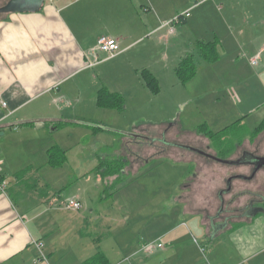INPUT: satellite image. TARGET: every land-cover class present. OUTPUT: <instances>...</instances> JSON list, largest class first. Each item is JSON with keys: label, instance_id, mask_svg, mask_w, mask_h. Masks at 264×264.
I'll return each mask as SVG.
<instances>
[{"label": "crops", "instance_id": "0c3cea01", "mask_svg": "<svg viewBox=\"0 0 264 264\" xmlns=\"http://www.w3.org/2000/svg\"><path fill=\"white\" fill-rule=\"evenodd\" d=\"M145 1L147 6L133 7L127 0H45L41 9L35 13L0 14V96L6 102V108H0V137L7 133L9 135L19 133L12 137L11 142L14 145L5 150L0 142V175L8 183L6 194L0 196V264H83L97 252L104 255L108 264H112L109 254L113 256L114 264H149L152 257L161 259L163 252H169V256L163 260L165 264H171L175 254L178 255L179 264H184L189 261L191 253L199 260V257H206L203 248H200L201 254L195 251L190 243L186 252L183 247L187 244H182L181 247L176 246V240L188 242L184 237L189 236L188 231L180 232L181 229L188 227L186 221L192 227L193 223L198 224L203 244L210 245L211 242V246H214L218 242L220 245L219 250L208 251L212 264H264V214L262 212L248 216L241 215L239 219L233 220L227 226L220 225L221 218L217 219L215 216L221 207L218 194L225 187V181L229 176L239 174L233 183L235 191L250 189L254 186L244 179L248 168L239 159L242 151L247 152L249 151L247 149L251 148L248 139H244L247 145L243 144L234 149L226 157V160L237 161V164L217 163L203 155H190L187 160L195 162L196 171L186 175V182L184 186H181L182 191L176 199L178 202H172L173 204L167 207L169 212L174 209L179 221L184 222L177 223L164 233L163 237H166L168 241L171 237L169 242L166 239L165 247H157L159 238L148 239V241L140 234L136 237L131 235V242L128 235L124 239L120 235L116 236V239H111L112 234L109 230L112 226L114 230L119 231V225L123 228L128 220L126 222L121 220L118 224L116 222L120 219L115 220L114 223L104 218L105 220L101 221L98 228L95 225L93 227L92 221H89L96 218V210L103 206L113 209L111 204L91 202L92 209L86 210L87 214H81V211L86 208L83 210L84 199L79 190L76 192L73 190L68 195V200L64 202L58 198L60 194L54 192L45 194L44 189L47 187L44 185L50 183L53 186L56 182L55 177L58 178L55 171L62 169L67 162L65 161L59 168L52 167L49 165L47 152L54 145L39 144L33 147L32 144L39 137L46 138L51 133L58 134L60 128H63L61 131H65L68 128L79 130L88 126L89 124L84 121L90 119L91 103L90 99H86V91H89L91 69L115 59L125 51L120 48L122 52L112 59L97 53L95 45L100 36L99 30L112 31L106 37L116 39L121 47L122 42H125L123 37L127 36L126 33L138 36L150 28L143 22L146 21L144 16L146 13L156 14L163 9L161 12L163 15L157 19L159 24L153 32L164 29L167 31L166 42L163 44L165 46L164 64H158V60L153 57L156 61L152 65L142 67L140 71L136 69L142 83L141 73L144 70L158 80L157 75H166L171 63L178 64L181 59L189 55L185 53L187 52L185 43H189V47L198 53L195 49L197 41L217 40L219 62L233 59L228 55L232 54L234 48L237 50L242 47L245 61H248L250 65V74H246L235 62L230 64L231 66L226 65V72L221 73L222 78L234 80V82L237 80L233 86H229L232 89L236 87L237 93L243 95L241 106L231 110V116L234 118L232 123L242 120L239 123L242 125L249 117L264 111V0H215L212 2L210 6H214L217 10V6H221V12L227 8V20L231 21V26L228 33L214 35L209 41L197 37L200 35L193 33L192 29H195V26L189 21L192 17L190 13L195 10L201 9V14L204 15L206 9L202 8V5L193 7L192 0H177L176 14L179 15L187 10H190V13L188 17L175 25L174 35L178 31L176 27L185 28L182 31L184 35L189 34L190 40H183V36L177 35L169 40L173 34H169L163 25L175 17L169 16L170 11L165 10L164 1L162 6L161 3H156V0ZM3 5L4 3L0 5V8ZM139 12L142 13L141 16ZM91 31L96 32L93 35ZM221 49L222 55L219 53ZM178 50H180L179 53H177ZM97 58L98 61H96ZM252 59L256 60L254 66L250 63ZM210 73L212 78H219L217 71L213 70ZM195 77L185 85L191 83ZM87 84L88 87H86ZM101 89L94 93L93 101L96 107L97 93ZM107 90L119 94L118 91ZM122 98L125 103L126 100L123 96ZM220 108L218 107L219 110ZM224 119L225 117L221 116L214 120L211 127L219 128L220 125L215 124L217 122L222 124ZM263 119L264 117L260 123ZM32 124L33 129L30 128ZM206 124L209 129V124L207 122ZM14 126L23 128L10 130ZM199 126L194 131L196 134L185 141L198 146V150H201L204 148L199 145V142L208 146L209 140L198 135ZM225 128L227 125L219 131L212 132L217 133ZM32 132L37 135L31 136ZM254 146L259 154L264 156V131L255 139ZM20 147L25 152L19 158L11 159L12 154ZM64 152L67 156L68 152ZM80 158V168L72 170L77 177L88 172L86 164L88 166V162L91 163V159L84 154ZM178 161L179 159L174 160L175 163ZM25 169H27L25 176L20 179L14 177ZM262 175L263 173L259 174L258 178ZM85 181H88V178ZM102 182L106 181L100 176L95 179L93 186L99 188ZM229 198L230 195L224 197L225 201ZM70 200L78 201L82 208L78 211L66 208V203ZM243 200L244 198H241L239 202L241 207L246 203L242 202ZM218 222L219 225H216ZM211 225L219 227L213 231ZM85 227L90 232L100 231L101 235L93 238L92 233H81L82 238L78 240L77 248L76 233H80ZM131 228L134 227L131 226L130 231ZM97 241L98 243H95ZM110 241L115 242V246H112ZM107 243L108 251L103 249V245L106 246ZM92 245L95 247L94 253L91 252ZM75 248L78 253L75 252ZM123 250L128 253L127 257L123 255ZM149 254L151 257H148ZM238 258L241 260L236 263L234 259ZM158 264H161V261Z\"/></svg>", "mask_w": 264, "mask_h": 264}, {"label": "rangeland", "instance_id": "374dc122", "mask_svg": "<svg viewBox=\"0 0 264 264\" xmlns=\"http://www.w3.org/2000/svg\"><path fill=\"white\" fill-rule=\"evenodd\" d=\"M163 1L165 2V10L170 11V17L174 18L181 15L176 14L178 11L177 0H156L155 2L161 3L162 6ZM6 2L7 0H0V5ZM127 2L133 7L136 5L138 7L139 5L147 6L145 0H127ZM211 3H204L207 7H203L205 5L202 4V8L206 9L204 15L201 14V9L190 13L192 17L189 21L194 23L192 25L195 26V29H192L193 33H198L200 36L197 37L205 41L212 40L214 35L228 33L229 26H231V21L227 20V8H224L223 12H219L214 6V8L210 6ZM161 12H163V9H161ZM161 12L158 13L157 11L156 14L146 13L144 15L146 21L143 22L150 28L144 31V34L138 36L126 33L127 36L123 37L125 42H122L120 47L125 51L115 59L103 62L91 69L89 91H86V99H90L91 103L90 119L84 121L89 125L79 130L68 128L61 131L63 128H60L58 134L51 133L46 138L39 137L32 145L35 147L39 144L42 146L52 144L61 147L62 151L68 152L65 156L67 163L62 169L55 171L58 176V178L55 177L56 182L53 186L50 183L44 185L47 187L44 189L46 195L48 193L53 194V192L60 194L58 198L64 202L68 200V195L73 190L75 192L79 190L84 199L83 210L86 208L81 211V214H87L86 210L92 209L90 207L91 202L108 203L114 209L112 211L111 208L107 209L103 206V209L99 207L96 210V218L89 221H92L93 227L95 225L98 228L101 221L106 218V220H112L114 223L115 220L120 219L116 222L118 224L121 223V220L125 222L128 220L123 228L119 225V231L114 230V226L111 230L108 229L112 234L111 239H116L118 235L124 239L128 235L131 242L132 236L136 237L140 234L145 240L159 238L160 242L157 244L165 247L167 238L163 237L164 233L176 226L177 223L184 222L183 220L179 221L178 214L174 212V209L169 212L167 207L171 206L172 202H178L176 199L182 191L181 186H184L183 184L186 182V175L196 171L195 162L187 159L190 158V155L194 156V154L201 156L198 152L199 147L193 146L185 140L196 134L194 131L197 130V126L203 123L206 124V122L210 126L209 130L213 132L219 131L225 125L227 127L231 125L234 119L231 116V110L241 106L243 95L237 93L236 87L234 89L231 87L237 80L234 82V80L222 78L221 73L226 72V65L234 62L246 74H250L251 69L248 61H245L244 49L241 46L237 50L234 48L232 54L228 55L229 58L233 59H225L222 62L217 60L209 64L204 62L199 54L189 47L190 44L185 43L190 40L189 34L184 35L182 31L185 28L176 27V31L178 30L176 35L183 36V40H187L184 42L186 44L184 47L187 48L185 53L194 55L193 59L197 66L196 77L191 83L181 85L173 71L177 64L171 63L166 75H157L159 92L158 95H152L143 86L144 83L140 79L139 72L135 70L140 71L143 69L142 67L152 65L156 60H158V64H164L165 46L163 44L166 42L167 31L164 29L153 32V29L159 24L157 19L163 15ZM139 13L141 16L142 13ZM91 32L94 35L96 31ZM151 32L153 33L151 34ZM98 33L100 36L106 37L112 31L99 30ZM173 35L169 40L176 36ZM219 53L222 55L223 50H219ZM164 66L166 67L167 63ZM213 70L217 71L219 78H212L209 75ZM86 87H88V84ZM101 88L118 91L126 100L123 109L116 112L98 109L94 104L93 97L94 93ZM241 88H243V85H241ZM218 107H221L220 110ZM221 116L225 117V121L223 120L222 124H218L219 122L215 124L220 125L219 128L217 126L212 128L213 121ZM262 117H264V111L249 117L244 121V124L238 125V127L235 126L233 130H236L237 136H232L234 135L233 132L230 134L232 144L243 140L242 143L247 145V141L245 143L244 139L250 137ZM33 126V124L30 125V128L33 129ZM22 128L21 126H14L10 130H20ZM93 129H99V131L93 133ZM197 133L202 135L199 131ZM11 134L7 133L0 137L3 150L14 145L11 142L12 137L19 135V133ZM32 134L37 135L35 132H32L31 136ZM199 145L204 149L206 147V144L200 142ZM208 145L213 153L221 154L223 144L216 146L215 143L209 141ZM253 145H250V147L252 148ZM24 152L21 147L16 149L11 159L19 158ZM83 154L91 159V163L88 162V166L86 164V171L88 172L77 177L72 173V170L80 168V156ZM247 156L249 157L246 160L250 163L257 162L252 155ZM117 159H123L122 163L125 165L123 179L119 184H114L111 182L115 178L114 176L110 178L111 180L102 182L99 188H95L93 186L95 179L101 176L96 167L103 162ZM175 159H179V161L175 163ZM87 178L88 181H85ZM186 223L189 228L181 229L180 232L188 231L189 236H184L188 242L174 239L177 243L176 246L181 247L182 244H187L186 247H183L186 252L190 243L195 251L200 252V248H203L206 257H199V260L191 253L189 261L184 264L192 262L194 264H212L208 257V251L219 250L220 245L218 242L214 246H211V242L210 245L208 243L203 244L198 224L193 223L192 227L188 221ZM131 226L134 228H131L130 231ZM81 233H92L94 234L93 238L101 235L100 231L90 232L85 227L80 233H76L77 248L78 240L82 238ZM148 241L146 243H149ZM169 241H171V237H169ZM169 241L167 239V242ZM95 243H98V241ZM110 244L115 246V242L110 241ZM93 245L92 253L95 250ZM103 249L108 251V243L106 246L103 245ZM75 252L78 253L76 248ZM123 255L127 257L128 253L123 250ZM168 256L169 252H163L161 259H153L152 257L149 264H158L160 261L161 264H165L163 260ZM148 257H151V255L149 254ZM109 259L114 264V258L110 254ZM240 260L241 258L234 259L236 263ZM171 264H179L177 254L173 255Z\"/></svg>", "mask_w": 264, "mask_h": 264}, {"label": "trees", "instance_id": "16d2710c", "mask_svg": "<svg viewBox=\"0 0 264 264\" xmlns=\"http://www.w3.org/2000/svg\"><path fill=\"white\" fill-rule=\"evenodd\" d=\"M218 42L217 40H213L211 42H203L197 41L195 43V49L197 50L200 58L206 63H214L219 59L218 56ZM197 73V66L193 59V55H187L177 64L175 68V76L178 82L181 85H185L191 79L195 77ZM141 78L145 87L149 90L152 95H158L159 88L156 78L151 75L147 71H143L141 73ZM97 107L101 109L108 110H117L120 111L124 105V100L121 95L117 93H111L106 88H102L97 93L96 99ZM242 120H238L231 124L229 127L223 129L220 132L213 133L207 127V124L203 123L199 126L198 131L202 136L208 139L210 142L215 143L216 146L223 144V150L218 158L227 159L226 157L229 155L231 151H233L232 140L230 134L233 132L236 135V130H233L235 126L238 127L239 123ZM241 127V126H240ZM203 130V131H202ZM99 129H93V133H97ZM264 131V119L262 122L252 131L251 138H256L261 132ZM240 143V142H239ZM48 162L49 165L55 168H59L65 163V152L62 151L59 147L53 146L48 152ZM123 159L112 160L109 162H103L97 167V171L101 174V178L105 179V181H109L111 177L113 179L114 184H119V182L124 177V164L122 163ZM27 169L22 170L14 175L16 179H20L25 176ZM111 180V179H110ZM113 184V185H114ZM83 264H108L105 260V257L100 252H97L94 256L86 260Z\"/></svg>", "mask_w": 264, "mask_h": 264}, {"label": "flooded vegetation", "instance_id": "af4514ba", "mask_svg": "<svg viewBox=\"0 0 264 264\" xmlns=\"http://www.w3.org/2000/svg\"><path fill=\"white\" fill-rule=\"evenodd\" d=\"M248 140L250 145L254 144L255 142V138H251V135L250 137H248ZM242 142L243 140L240 143L237 142L235 144H232L233 150L241 147L243 145ZM255 147L256 146H254V148H248L247 150L249 151L247 152L242 151V154L239 158L241 159V162L246 164L248 168V172L246 173L247 175H244L249 178L246 180V182L252 183L254 184V186L250 189H240L238 191H235V185L233 183L235 180H237V176H239V174L231 175L226 179L225 187L218 194V199L220 200L221 207L215 214L217 219L221 218L219 219L221 223L220 225L227 226L233 220L239 219L241 215L248 216L249 214L251 215L256 212L264 213V166L257 169V166H260L258 164L259 162L250 163L246 160L248 159L247 157H249L247 155H252L253 158L264 157L259 154L258 149ZM199 151H202L205 154H210L217 158L220 156L218 153H213L210 150L209 145L206 146L205 149H201ZM255 169L257 170L254 172ZM262 173L263 175L258 178V175ZM226 195H230V198L227 201H225L224 199ZM241 198H244L242 202H246L243 207L239 206ZM212 222L214 223V221ZM216 225H219V222Z\"/></svg>", "mask_w": 264, "mask_h": 264}, {"label": "built area", "instance_id": "2783aa9c", "mask_svg": "<svg viewBox=\"0 0 264 264\" xmlns=\"http://www.w3.org/2000/svg\"><path fill=\"white\" fill-rule=\"evenodd\" d=\"M215 0H192L193 7L200 6L207 2H214ZM218 10L221 11V6H217ZM190 13V10H187L184 13H181V15L175 17L172 21L167 22L163 25V27H166L169 34L175 33V25L179 24L184 18L188 17ZM95 50L97 53L104 54L106 58L112 59L116 57L119 53H121L119 42L114 38H108L101 36L96 40ZM98 61V58L96 59ZM251 65H256V60L250 61ZM6 102L3 101L2 97L0 96V108H5ZM7 181L0 175V196L5 195L7 191ZM66 208L72 209L75 211H78L82 208L81 204L77 201L70 200L66 203ZM40 246H38L39 248ZM149 247V246H146ZM158 248H161L162 246L159 244L157 245Z\"/></svg>", "mask_w": 264, "mask_h": 264}, {"label": "water", "instance_id": "95a60500", "mask_svg": "<svg viewBox=\"0 0 264 264\" xmlns=\"http://www.w3.org/2000/svg\"><path fill=\"white\" fill-rule=\"evenodd\" d=\"M45 0H7V2L0 8V14H22V13H35L38 12L41 7L43 6ZM200 152L201 155L205 156L206 158H210L214 161L223 163V164H237V161L220 159L210 154H205L202 151ZM258 164L257 169L259 167L264 166V157H257L256 158ZM255 169L254 172L257 170ZM244 179H249L248 177H244ZM264 214V213H263ZM254 216V215H252ZM219 226H211L213 231H216Z\"/></svg>", "mask_w": 264, "mask_h": 264}, {"label": "bare ground", "instance_id": "6f19581e", "mask_svg": "<svg viewBox=\"0 0 264 264\" xmlns=\"http://www.w3.org/2000/svg\"><path fill=\"white\" fill-rule=\"evenodd\" d=\"M4 101V100H3ZM5 102V101H4ZM6 108V107H5ZM75 201V200H74ZM78 202V201H77Z\"/></svg>", "mask_w": 264, "mask_h": 264}]
</instances>
